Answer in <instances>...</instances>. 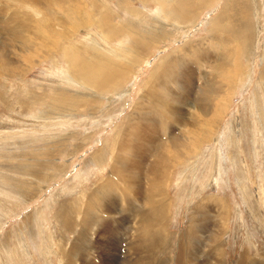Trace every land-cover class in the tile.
<instances>
[{
    "label": "rangeland",
    "instance_id": "rangeland-1",
    "mask_svg": "<svg viewBox=\"0 0 264 264\" xmlns=\"http://www.w3.org/2000/svg\"><path fill=\"white\" fill-rule=\"evenodd\" d=\"M80 1H85L81 7L91 12L92 19L103 10L126 26V31L133 29L152 44L131 51L136 41L128 43L127 34L104 39L98 24L88 23L68 39L59 40L60 47L24 76H0V264H61L60 249L71 244L75 231L61 226L58 212L68 205L85 208L81 200L109 175L108 144L125 124L124 116L138 95L148 88L153 64L183 55L178 47L187 42L194 43L193 51L207 48L211 20L228 0H212L199 7V14L187 25L168 18L158 0L129 5L137 12L140 9L141 18L130 15L127 6L122 8L117 0H95L102 3V9L95 11L93 1ZM250 19L254 35L242 55L228 108L215 124L211 140L203 142L196 155L175 164L165 189L167 231L174 245L187 226L192 207L204 204L207 197L224 200L229 215L223 264H235L244 248L250 249L252 257L264 253V0L259 20L252 14ZM77 44L85 53L81 56L89 60L101 49L107 51L100 52L102 56L113 51L124 56L123 62L116 61L122 66L139 59L136 72L102 89L92 86L95 92L81 82L60 85L58 79L72 75L66 72L64 50L67 45L76 49ZM92 44H97V51L91 49ZM161 55L164 58L159 60ZM104 150L105 157L100 153ZM100 155L102 159L97 160ZM126 225L127 230L133 226ZM88 230L86 241L94 237ZM134 240L139 241L137 235ZM174 253L175 246L167 263L174 264Z\"/></svg>",
    "mask_w": 264,
    "mask_h": 264
},
{
    "label": "bare ground",
    "instance_id": "bare-ground-1",
    "mask_svg": "<svg viewBox=\"0 0 264 264\" xmlns=\"http://www.w3.org/2000/svg\"><path fill=\"white\" fill-rule=\"evenodd\" d=\"M89 1H93L94 11L102 9L101 2ZM134 1L137 0H117V3L122 8L127 6L130 15L141 18L140 9L137 12L129 6ZM158 1L168 18L183 25L194 21L199 7L212 0H169L174 1L169 6L164 5L168 0ZM82 2L85 1L0 0V76H24L60 47L59 40L68 39L77 28L88 23H97L104 39L127 34L128 43L136 41V49L129 48L131 51L152 44L150 38L137 31H126V26L103 10L98 18L92 19L91 12L82 9ZM261 8L262 0H228L211 20L213 27L207 48L193 51L194 43L187 42L177 49L183 55L153 64L148 88L138 95L137 102L124 116L125 124L108 144L111 153L108 177L81 200L85 210L80 207V212L68 205L57 214L64 229L75 231L71 244L60 249L61 264L79 263L76 260L80 264H169L174 246V264H223L229 215L224 200L207 197L204 204L192 207L187 226L174 245L173 235L167 231L170 223L165 189L175 164L196 155L201 144L211 140L215 124L224 116L240 74L242 55L254 35L251 14L259 20ZM130 36L137 39L131 40ZM69 45L63 53L68 60L66 72L77 80L72 75L66 76L64 80L58 79L60 85L81 82L89 88L102 89L116 78L126 79L136 72L134 66L139 59L135 62L127 59V66H122L117 62L121 63L124 56L114 51L102 56L100 52L107 51L101 49L89 60L83 57L80 45L76 49ZM96 45L92 44L91 49L97 51ZM162 58L161 55L159 60ZM100 153L105 157L107 150ZM127 222L133 225L129 230ZM88 227L94 237L86 241ZM136 235L138 242L134 240ZM90 252H95V256ZM256 255L252 257L250 249L244 248L235 264H264V253Z\"/></svg>",
    "mask_w": 264,
    "mask_h": 264
}]
</instances>
